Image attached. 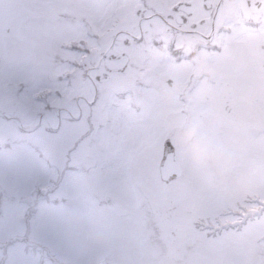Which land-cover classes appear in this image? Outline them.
Segmentation results:
<instances>
[{"label": "snow or ice", "instance_id": "1", "mask_svg": "<svg viewBox=\"0 0 264 264\" xmlns=\"http://www.w3.org/2000/svg\"><path fill=\"white\" fill-rule=\"evenodd\" d=\"M116 2L128 18L106 35L101 0L19 6L37 9L25 28L41 59L10 98L0 89V264H86L76 254L90 247L83 213L95 210L134 231L139 192L128 160L141 149L158 150L172 186L161 211L199 242L193 264H264V228L252 230L264 222V95L251 109L232 102L264 79V0H227L223 15L226 0ZM198 53L211 76L193 70ZM159 76L201 121V135L256 163L250 192L224 197L180 166L178 143L156 118Z\"/></svg>", "mask_w": 264, "mask_h": 264}, {"label": "rangeland", "instance_id": "2", "mask_svg": "<svg viewBox=\"0 0 264 264\" xmlns=\"http://www.w3.org/2000/svg\"><path fill=\"white\" fill-rule=\"evenodd\" d=\"M25 2L26 0H0V89L9 98L16 87L26 85L33 78L41 59V42L33 38L25 28L37 9L19 7ZM38 2L44 3L45 0ZM101 2L102 6L96 10V17L106 28L107 31L103 33L106 35L125 25L128 12L116 0ZM72 14L89 19L76 10H72ZM192 65L195 72L203 73L198 68V60L192 59ZM157 80L156 118L166 133L176 139L181 156L178 161L180 166L190 169L207 187L224 197L250 192L255 183L256 172L244 182L247 174L240 173L245 170V166L240 162L231 166L235 162L234 156L224 151L211 137L201 135V121L190 114L181 100H172L163 76H159ZM260 82L264 85V79ZM256 85L254 83L240 91L232 102L252 103L259 96L255 91ZM239 123L241 126L247 123L243 114ZM208 144L212 147H207ZM207 148L211 150L208 154L204 153L208 151ZM242 160L245 161V158ZM212 161L219 168H228L216 169ZM158 163V150L151 154L143 149L137 150L128 160L129 173L139 192L137 226L134 231L114 225L104 210L83 213L90 227V247L76 255L86 261V264H113L116 259H121L126 264H193L201 256L199 242L177 231L161 211L160 206L170 195L172 186L159 179ZM2 205L3 200L0 198V227L6 223ZM261 228H264V222L252 225L254 231Z\"/></svg>", "mask_w": 264, "mask_h": 264}, {"label": "flooded vegetation", "instance_id": "3", "mask_svg": "<svg viewBox=\"0 0 264 264\" xmlns=\"http://www.w3.org/2000/svg\"><path fill=\"white\" fill-rule=\"evenodd\" d=\"M230 11V8H229V6H228V4H227V0H226V3H225V6H224V8L221 10V14L223 15V14H225V13H227V12H229ZM192 59H196V60H198V63H199V65H198V68H199V70H201L203 73H207V74H209L210 76L212 75V73H213V68L209 65V63L207 62V59H206V53H198L195 57H193ZM198 72V71H197ZM196 72V73H197ZM166 84H167V82H165ZM257 83V85H256V89H255V91H257L256 92V94H259V96H257V97H255L254 98V100H253V102L252 103H246V101H240V102H236L235 104L236 105H238V106H240L242 109H251L249 106H255V104H257V102H258V99L262 96V95H264V85L260 82V81H258V82H256ZM255 83V84H256ZM254 88L255 87H253V88H251L252 89V91L254 90ZM167 91L170 93V96H171V98H172V100H178V101H180L181 99H180V93L178 92V90L176 89V88H174L172 85H169V84H167ZM251 91V92H252ZM238 94V93H237ZM242 94V93H241ZM249 94H253V93H250L249 92ZM244 100V99H243ZM186 106V105H185ZM187 107V106H186ZM202 141V140H201ZM200 141V142H201ZM210 142V141H209ZM207 147H212L210 144H208V146ZM208 149V148H207ZM211 150L210 149H208V151L207 152H204V153H209ZM200 152H201V150H200ZM210 155V154H209ZM211 156V155H210ZM212 157V156H211ZM243 158H236V157H234V163L231 165V166H234V165H236L238 162H240L241 164H243L245 167L243 168V169H245L244 171H242L241 173H240V175H243L242 173L243 172H245V174H247L246 175V180L244 181V182H247L249 179H251L252 178V176L254 175V172H256V163L253 161V160H251L250 158H245V161H243L242 160ZM212 165L216 168V169H225V168H228V167H220L219 168V166H217L213 161H212ZM231 166H229V167H231ZM247 193V192H246ZM245 194V193H244ZM243 195V194H242ZM255 210V205H251L250 207H249V211L250 212H253Z\"/></svg>", "mask_w": 264, "mask_h": 264}, {"label": "water", "instance_id": "4", "mask_svg": "<svg viewBox=\"0 0 264 264\" xmlns=\"http://www.w3.org/2000/svg\"><path fill=\"white\" fill-rule=\"evenodd\" d=\"M176 163V162H174ZM159 175H160V179L161 181L166 182V179H165V168H163L162 166L159 165Z\"/></svg>", "mask_w": 264, "mask_h": 264}]
</instances>
